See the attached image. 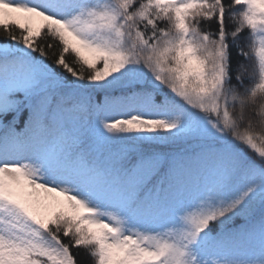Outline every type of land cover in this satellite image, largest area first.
I'll return each mask as SVG.
<instances>
[{"label":"snow or ice","instance_id":"1","mask_svg":"<svg viewBox=\"0 0 264 264\" xmlns=\"http://www.w3.org/2000/svg\"><path fill=\"white\" fill-rule=\"evenodd\" d=\"M80 250L264 264V0H0V264Z\"/></svg>","mask_w":264,"mask_h":264},{"label":"trees","instance_id":"2","mask_svg":"<svg viewBox=\"0 0 264 264\" xmlns=\"http://www.w3.org/2000/svg\"><path fill=\"white\" fill-rule=\"evenodd\" d=\"M205 27H207V25ZM215 28H216V25L213 23L211 25V30H215ZM228 29H229V31L232 30V25L230 22H228ZM247 36H248V33H247V31H245L243 34V38H242V43L245 44V51L248 50V48H247ZM68 59L71 60L72 57L69 56ZM237 63L250 64V61L245 60L242 56H238L236 53V50L233 49V66H234V68H235ZM78 260L80 261V264H90V258L87 257V255L85 254V252L83 250L79 251Z\"/></svg>","mask_w":264,"mask_h":264}]
</instances>
